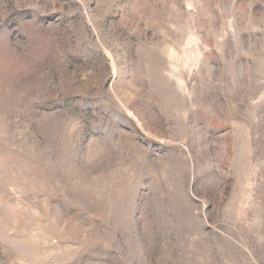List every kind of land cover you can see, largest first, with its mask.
<instances>
[{
	"label": "rangeland",
	"instance_id": "374dc122",
	"mask_svg": "<svg viewBox=\"0 0 264 264\" xmlns=\"http://www.w3.org/2000/svg\"><path fill=\"white\" fill-rule=\"evenodd\" d=\"M0 264H264V0H0Z\"/></svg>",
	"mask_w": 264,
	"mask_h": 264
}]
</instances>
